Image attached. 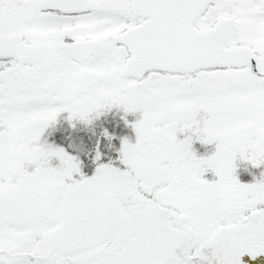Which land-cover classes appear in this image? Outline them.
Segmentation results:
<instances>
[{
  "label": "snow or ice",
  "instance_id": "6c2138e0",
  "mask_svg": "<svg viewBox=\"0 0 264 264\" xmlns=\"http://www.w3.org/2000/svg\"><path fill=\"white\" fill-rule=\"evenodd\" d=\"M0 264H264V0H0Z\"/></svg>",
  "mask_w": 264,
  "mask_h": 264
},
{
  "label": "flooded vegetation",
  "instance_id": "af4514ba",
  "mask_svg": "<svg viewBox=\"0 0 264 264\" xmlns=\"http://www.w3.org/2000/svg\"><path fill=\"white\" fill-rule=\"evenodd\" d=\"M120 113L116 112V110H113L112 113H110L108 115L107 121H106V126L110 127V130H114L116 131L118 134L120 135H134V133L132 132V130L128 127H126L123 123V121H120ZM129 120L134 119L133 116L129 115L128 117ZM60 132L52 137V139H55L56 142L61 143L65 146H67L72 140H75L77 143L79 142L80 137L82 136L88 143V146L91 147L94 142H95V136H92L91 140H89V136H91V133L88 132H75L74 130H72L67 121H62L61 125H60ZM99 131V129H97V132ZM113 143L116 144V146H119V140H115ZM104 144H107V141H104ZM70 151H73V149H69ZM102 150L105 151L106 153H110L112 152L111 149H108L106 147H103L102 145ZM91 171V170H89ZM254 171H259L258 169H255ZM243 181L247 182L250 181L252 179V176L248 173H242Z\"/></svg>",
  "mask_w": 264,
  "mask_h": 264
},
{
  "label": "rangeland",
  "instance_id": "374dc122",
  "mask_svg": "<svg viewBox=\"0 0 264 264\" xmlns=\"http://www.w3.org/2000/svg\"><path fill=\"white\" fill-rule=\"evenodd\" d=\"M89 170H90V168H86V169H85V171L89 172V174H90V171H89ZM241 176H243V175L241 174ZM241 178H243V177H241ZM242 180H243V179H242Z\"/></svg>",
  "mask_w": 264,
  "mask_h": 264
},
{
  "label": "trees",
  "instance_id": "16d2710c",
  "mask_svg": "<svg viewBox=\"0 0 264 264\" xmlns=\"http://www.w3.org/2000/svg\"><path fill=\"white\" fill-rule=\"evenodd\" d=\"M120 121H122L120 118H119Z\"/></svg>",
  "mask_w": 264,
  "mask_h": 264
}]
</instances>
